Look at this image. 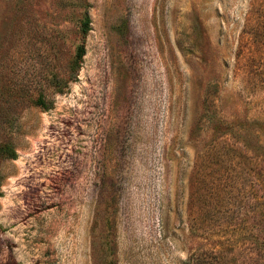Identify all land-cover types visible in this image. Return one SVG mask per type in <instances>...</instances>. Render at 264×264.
<instances>
[{"label":"rangeland","instance_id":"1","mask_svg":"<svg viewBox=\"0 0 264 264\" xmlns=\"http://www.w3.org/2000/svg\"><path fill=\"white\" fill-rule=\"evenodd\" d=\"M2 144L0 264H264V0H0Z\"/></svg>","mask_w":264,"mask_h":264},{"label":"trees","instance_id":"2","mask_svg":"<svg viewBox=\"0 0 264 264\" xmlns=\"http://www.w3.org/2000/svg\"><path fill=\"white\" fill-rule=\"evenodd\" d=\"M91 20L89 14L85 11L83 18L80 23V34L82 39H84L88 32L90 31L91 27ZM85 55V47L83 43L77 47L76 54H75V61L79 64L82 60L83 56ZM36 103L42 106L44 109H49L46 104L41 100L38 99ZM0 154L5 159L14 160L17 157L16 152L10 147L9 144H2L0 146ZM257 245V243H256ZM221 257L225 256L221 254V252H210L207 255V259L202 257L200 254H194L189 257V259L184 264H229L226 260L225 262H220Z\"/></svg>","mask_w":264,"mask_h":264}]
</instances>
